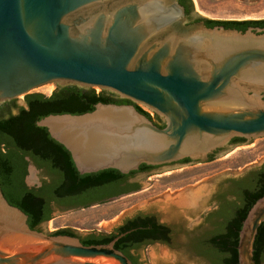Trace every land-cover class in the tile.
Segmentation results:
<instances>
[{
    "label": "water",
    "instance_id": "1",
    "mask_svg": "<svg viewBox=\"0 0 264 264\" xmlns=\"http://www.w3.org/2000/svg\"><path fill=\"white\" fill-rule=\"evenodd\" d=\"M184 20L178 0H0V106L51 84L130 101L37 123L81 175L207 163L233 139L264 138V30L186 28ZM263 224L264 196L239 233V264H256ZM130 233L85 246L78 237L87 236L32 230L0 185V264H133L115 248Z\"/></svg>",
    "mask_w": 264,
    "mask_h": 264
},
{
    "label": "trees",
    "instance_id": "2",
    "mask_svg": "<svg viewBox=\"0 0 264 264\" xmlns=\"http://www.w3.org/2000/svg\"><path fill=\"white\" fill-rule=\"evenodd\" d=\"M192 2L191 0H188ZM211 24L225 26H243L248 24H264V21H210ZM131 105L128 100L116 98L106 91L97 93L95 89L85 90L77 86L59 88L50 97L32 94L25 97L26 106H18L16 101L4 104L0 114L9 112L8 117L0 119V185L9 204L20 209L28 216V225L32 230H40L41 226L51 220V203L59 206L70 205L82 198L78 195L98 191L101 188L112 189L128 176L117 170H106L96 174L81 175L72 159L71 153L55 141L46 128L37 123L51 115H83L91 113L98 104ZM138 111L155 121L147 112L136 106ZM17 111L16 114L12 113ZM157 118V117H156ZM159 127L161 120L155 122ZM48 177L40 187L30 188L26 184L30 161ZM144 168H154L143 165ZM262 187L244 193V202L239 207L240 220L235 225L242 228L253 205L264 196V171L261 177ZM240 197L237 187L231 191ZM232 204H227V212ZM133 223L129 228H120L115 234L91 235L82 243L85 246L109 244L129 229L137 228ZM53 236L78 237L69 230L58 231ZM139 233L132 232L120 239L115 248L126 255L133 264H139L135 254L139 248H132L129 242L135 241ZM220 248H206L190 245L186 251L206 259L211 264H239V233L220 234ZM256 264H264V224L260 227L254 244Z\"/></svg>",
    "mask_w": 264,
    "mask_h": 264
},
{
    "label": "rangeland",
    "instance_id": "3",
    "mask_svg": "<svg viewBox=\"0 0 264 264\" xmlns=\"http://www.w3.org/2000/svg\"><path fill=\"white\" fill-rule=\"evenodd\" d=\"M195 12L215 21H258L264 20V0H192ZM59 89L51 84L39 88L32 94L50 97ZM97 93L100 88H94ZM121 98L119 95L106 91ZM25 97L16 99L18 106H26ZM4 106V105H2ZM0 106V108L2 107ZM16 114L17 111H13ZM9 112L0 114L6 117ZM213 160V161H212ZM209 163L175 165L155 168L149 174L136 175L135 182L140 192L95 205L88 209L55 211L49 222L40 230L56 233L62 230L77 236L91 233H117L121 222L139 211L159 213L162 222L181 221L192 226L208 211L218 187L229 179L238 178L245 172L256 170L264 164V138L244 142L239 147L231 146L216 154ZM44 175L40 171L28 170L26 183L37 187ZM95 231V232H94ZM141 264H210L182 249H168L155 245L136 253Z\"/></svg>",
    "mask_w": 264,
    "mask_h": 264
},
{
    "label": "flooded vegetation",
    "instance_id": "4",
    "mask_svg": "<svg viewBox=\"0 0 264 264\" xmlns=\"http://www.w3.org/2000/svg\"><path fill=\"white\" fill-rule=\"evenodd\" d=\"M192 1V0H191ZM178 3L181 7L184 8L185 20L184 25L186 28L192 26L203 25L206 29L214 28H224L225 30H236L238 32H246L249 29L264 30V24H248L243 26H225L222 24H211V20L206 18L196 17L194 13V5L188 0H178ZM4 107V106H2ZM9 115V114H8ZM8 115L6 117H8ZM6 117H1L6 118ZM159 118L158 116H156ZM160 119V118H159ZM161 120V119H160ZM155 122V121H154ZM160 125L165 126L164 121L161 120ZM245 142L243 139H233L230 142V146L239 147ZM219 151L213 153L209 156V160L213 159L214 156ZM213 161V160H212ZM208 161L207 163H209ZM193 163L190 159L183 160L177 164L188 165ZM33 165H35L32 162ZM205 164V163H199ZM175 165V164H173ZM30 167V164H29ZM36 167V166H35ZM154 168H144L143 165L136 172H131L128 174L127 178L119 182L114 188L107 189L101 188L98 191L93 190L90 193L84 195H78L77 198H82L70 205L59 206L57 203H51V216L55 211H72L78 209H88L95 205H103L108 201L113 199H118L121 197L129 196L132 194L139 193L141 190L139 184L135 182L136 175L149 174ZM158 168V167H157ZM37 171H40L44 175L43 181L48 180V177L42 170H39L36 167ZM29 170V168H28ZM264 171V164L261 165L256 170H250L245 172L238 178L229 179L224 184L220 185L216 193L212 197L211 205L208 208V211L203 214L198 220L194 221L192 226H186L181 221H172V222H162L159 218V213L139 211L130 217H126L118 227L120 228H129L133 223L139 224L137 228L129 229L128 231L139 233L138 238L129 242L128 245L132 248H139V251L147 249L149 247L160 245L168 249H184L190 245H200L206 248H220L221 243L218 239L220 234L225 233H240V229L235 225L236 222L240 220V211L239 207L244 202V193L248 190L259 189L262 187L261 177ZM42 181V183H43ZM41 183V185H42ZM239 188L241 191V196L238 197L236 194H233L231 191L235 188ZM227 204H232V207L224 212V209L227 207ZM245 221V220H244ZM244 221L240 223L243 227ZM127 231V232H128ZM95 232V231H94ZM98 233H91L92 235L100 234H115V233H104L102 231H97ZM91 236V235H90ZM81 242L85 238L78 237ZM139 251L137 253H139ZM197 258L208 262L201 256L195 255ZM210 263V262H208ZM140 264V263H139ZM211 264V263H210Z\"/></svg>",
    "mask_w": 264,
    "mask_h": 264
}]
</instances>
